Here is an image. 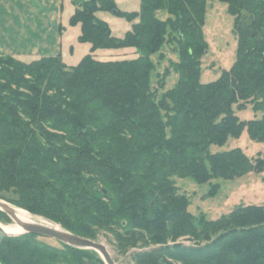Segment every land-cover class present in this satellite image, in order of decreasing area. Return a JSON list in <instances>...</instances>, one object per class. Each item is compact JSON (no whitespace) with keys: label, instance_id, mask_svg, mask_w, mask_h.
Instances as JSON below:
<instances>
[{"label":"trees","instance_id":"trees-1","mask_svg":"<svg viewBox=\"0 0 264 264\" xmlns=\"http://www.w3.org/2000/svg\"><path fill=\"white\" fill-rule=\"evenodd\" d=\"M217 1L233 18L237 48L230 70L205 85L207 0H140L132 13L114 0H84L69 25L90 50L75 67L61 54L25 63L0 53V200L81 238L109 232L120 255L137 250L131 264H264V206L236 207L215 221L194 217L172 181L202 185L264 170V155L209 153L244 129L264 143V116L242 122L233 110L252 103L264 112V0ZM107 14L130 25L123 37L113 36ZM165 47L177 62L153 89L152 57L163 62ZM120 50L138 56L96 59ZM171 74L174 87L158 97ZM217 191L211 185L208 196ZM0 222L10 221L0 213ZM185 238L194 245L176 244ZM0 264L104 262L33 235H0Z\"/></svg>","mask_w":264,"mask_h":264},{"label":"rangeland","instance_id":"rangeland-1","mask_svg":"<svg viewBox=\"0 0 264 264\" xmlns=\"http://www.w3.org/2000/svg\"><path fill=\"white\" fill-rule=\"evenodd\" d=\"M6 1L9 2V0ZM82 2H84V0H65L64 11L59 25L63 31L57 35L54 32V36L52 32L55 30L52 26L49 27L51 29H44V32L41 34L38 31L28 32L25 29L26 23H28V25L31 23L32 27L35 26V22L30 14L25 15L23 13V15L20 16V14L16 12V18L12 19L9 17L10 15H8L10 14L8 9L2 11V13L8 14H6L7 17L4 16V14L0 16V53L4 56H9L28 63L31 59L34 60L47 56L54 57L62 52L63 63L67 67H75L83 57L89 54L90 50L88 44L78 43V37L80 35L79 26L74 27L69 25V20L74 10H80L81 8L79 5ZM37 3V0L31 1L33 5ZM114 3L121 11L127 13L138 12L140 8V0H114ZM43 4L44 3H42V5ZM44 7H46L45 4ZM206 9L202 33L204 42L207 45V50L205 56L201 60L200 76V83L203 85L216 81L221 72L230 70L235 61L237 48L236 36L233 31V18L227 13V6L217 0H207ZM108 15L109 14L101 16L102 20L109 24L114 37H123L130 29V25L123 19ZM157 17L164 20L165 14L158 13ZM62 33V45H59L57 41L54 45L53 40H57ZM163 53L165 56L163 62L159 63L157 56L152 57V61L156 65V70L152 75L153 89H157L158 77L163 74L170 62H177L176 54H173L168 47L163 49ZM137 56L134 50H120L115 52H98L96 54V59L103 62L130 60L137 58ZM176 81L177 76L171 74V76L166 79L164 90H158V97L162 92L172 89ZM233 110L235 116L242 122L260 120L264 116L263 111L255 112L253 110L252 103L245 104V109L243 111H238L237 106H234ZM234 149H239L250 160H255L264 155V143L250 140L246 129L243 130L239 138H229L223 147L211 146L209 148V153L214 155ZM172 181L177 189V194L185 197L188 204L187 211L194 217L204 215L207 220L215 221L229 214L236 207L264 206V170L259 174L248 173L233 181L217 179L202 185L196 184L189 178L179 179L173 177ZM211 185H216L218 188L217 194L214 197L208 196ZM0 224L3 229H10L13 227L11 222H0ZM0 235L3 234L0 232ZM39 240L49 247L60 249V245L53 240L44 238H39ZM114 240L113 235L109 232H101L98 237V241L105 245L110 257L116 264H131V254L137 250L131 249L125 255H120L115 249ZM176 244L185 246L194 245V243L188 241L186 238L178 240Z\"/></svg>","mask_w":264,"mask_h":264},{"label":"water","instance_id":"water-1","mask_svg":"<svg viewBox=\"0 0 264 264\" xmlns=\"http://www.w3.org/2000/svg\"><path fill=\"white\" fill-rule=\"evenodd\" d=\"M12 208H16V207L12 206L11 204L3 200H0V213L4 214L11 223H14L18 228L22 230V233L18 236L33 235L38 238L53 240L60 245L72 249L92 251L101 258L104 264H116L114 260L110 258V256L106 251L105 246L101 242L92 241L71 234L70 232L64 230L63 228L53 223L52 221L32 214L29 215L32 216L33 218H36L37 220H42L43 222H46L48 226L39 223L20 222L15 218ZM0 232L4 236H8L4 234L1 229Z\"/></svg>","mask_w":264,"mask_h":264},{"label":"crops","instance_id":"crops-1","mask_svg":"<svg viewBox=\"0 0 264 264\" xmlns=\"http://www.w3.org/2000/svg\"><path fill=\"white\" fill-rule=\"evenodd\" d=\"M31 1L32 0H9V2H7L6 0H0V11H1L0 16H2V14H4V12L2 13V11H5L6 9H8V12L10 14L5 13L4 16H6V14H8V15H10L9 17H11L12 19L16 18V15H15L16 12H18L20 14V16H22L23 13L25 15L30 14L31 17L33 18V21L35 22V26L32 27L31 23H29V25H28V23H26L25 29L28 32L38 31L41 34L44 32V29H51L49 27L52 26V28H54V30H55L52 32V34L54 32L56 35L58 33L60 34L59 29L61 27H59V25H60V20L62 18V13L64 11L65 0H63V1L62 0H37L38 3L34 4V5L31 4ZM7 3H8V5H7ZM42 3H44L46 5V7H44V4L42 5ZM63 33L61 36L58 35L59 38H57V40H55V39L53 40L54 45H55L56 41L59 43V45L61 44ZM44 35H46V34H44ZM53 36H54V34H53ZM45 37H47V36H45ZM54 45H53V47H54ZM59 47H58V49H59ZM61 54H62V52H61Z\"/></svg>","mask_w":264,"mask_h":264},{"label":"bare ground","instance_id":"bare-ground-1","mask_svg":"<svg viewBox=\"0 0 264 264\" xmlns=\"http://www.w3.org/2000/svg\"><path fill=\"white\" fill-rule=\"evenodd\" d=\"M13 213L15 215V218L20 221V222H26V223H39L42 225H47L48 224L46 222H43L42 220H37L36 218H33L32 216L29 215V213L20 210L18 208H12ZM1 225V224H0ZM13 227H11L10 229H3V227L0 226V229L2 230V232L8 236H18L22 233V230L20 228H18L14 223H12ZM104 245V244H103ZM105 246V245H104ZM106 248V247H105ZM106 251L108 253V255L110 256L107 248ZM111 258V257H110ZM112 259V258H111ZM113 260V259H112Z\"/></svg>","mask_w":264,"mask_h":264}]
</instances>
